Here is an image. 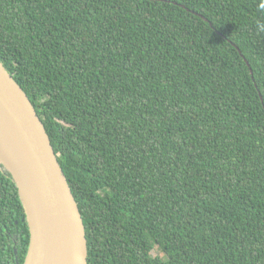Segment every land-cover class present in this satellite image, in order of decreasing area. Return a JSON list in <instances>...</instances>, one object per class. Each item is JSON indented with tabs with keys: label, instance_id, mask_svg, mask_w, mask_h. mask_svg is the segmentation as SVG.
Instances as JSON below:
<instances>
[{
	"label": "trees",
	"instance_id": "obj_1",
	"mask_svg": "<svg viewBox=\"0 0 264 264\" xmlns=\"http://www.w3.org/2000/svg\"><path fill=\"white\" fill-rule=\"evenodd\" d=\"M0 63L45 126L87 264H264V0H0ZM28 240L0 169V264Z\"/></svg>",
	"mask_w": 264,
	"mask_h": 264
},
{
	"label": "water",
	"instance_id": "obj_2",
	"mask_svg": "<svg viewBox=\"0 0 264 264\" xmlns=\"http://www.w3.org/2000/svg\"><path fill=\"white\" fill-rule=\"evenodd\" d=\"M0 169L10 175L25 215L22 264H87L81 214L45 126L1 63Z\"/></svg>",
	"mask_w": 264,
	"mask_h": 264
},
{
	"label": "flooded vegetation",
	"instance_id": "obj_3",
	"mask_svg": "<svg viewBox=\"0 0 264 264\" xmlns=\"http://www.w3.org/2000/svg\"><path fill=\"white\" fill-rule=\"evenodd\" d=\"M7 239L12 242L13 241V235L6 231ZM15 252V251H14Z\"/></svg>",
	"mask_w": 264,
	"mask_h": 264
},
{
	"label": "rangeland",
	"instance_id": "obj_4",
	"mask_svg": "<svg viewBox=\"0 0 264 264\" xmlns=\"http://www.w3.org/2000/svg\"><path fill=\"white\" fill-rule=\"evenodd\" d=\"M152 254H153V255H155V254H156V252H154V251H153V252H152Z\"/></svg>",
	"mask_w": 264,
	"mask_h": 264
}]
</instances>
